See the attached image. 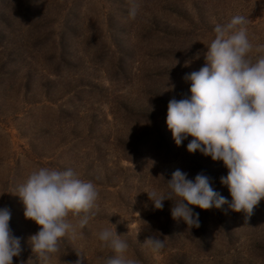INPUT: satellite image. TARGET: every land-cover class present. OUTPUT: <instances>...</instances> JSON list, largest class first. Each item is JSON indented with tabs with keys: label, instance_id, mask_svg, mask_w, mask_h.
<instances>
[{
	"label": "rangeland",
	"instance_id": "1",
	"mask_svg": "<svg viewBox=\"0 0 264 264\" xmlns=\"http://www.w3.org/2000/svg\"><path fill=\"white\" fill-rule=\"evenodd\" d=\"M238 14L264 44V0H0V208L20 238L13 264H40L29 242L40 226L16 193L41 167L71 168L99 193L48 264H106L116 253L98 233L113 227L136 264H264V198L247 220L227 204L189 205L199 214L189 228L172 218L174 200L158 210L147 195L168 193L179 169L203 172L231 200L222 161L189 153L190 136L177 146L166 115L170 99L190 95L183 76L205 64L215 25ZM151 235L164 242L158 252L144 243Z\"/></svg>",
	"mask_w": 264,
	"mask_h": 264
},
{
	"label": "clouds",
	"instance_id": "2",
	"mask_svg": "<svg viewBox=\"0 0 264 264\" xmlns=\"http://www.w3.org/2000/svg\"><path fill=\"white\" fill-rule=\"evenodd\" d=\"M129 15L135 18V7ZM248 23V17L238 14L215 25L205 64L183 76L190 82V95L172 98L167 104L166 125L175 144L180 146L190 136L189 153L198 151L222 161L227 169V175L219 179L227 186L230 201L214 190L211 178L203 172L187 179V173L179 169L167 181L168 193L147 192L154 209L162 210L164 200H174L172 218L182 219L189 228L199 227V214L189 205L208 210L227 204L232 211L243 212L247 220L264 198V44L249 40ZM16 195L23 203L24 217L40 226L29 237L40 264H48L51 255L59 252L61 238L68 234L75 238L77 229L85 228L98 208L99 193L93 182L80 179L71 168L34 170ZM70 213L78 217L75 225L67 219ZM10 218L8 208H0V264H13V257L22 252ZM98 239L116 253L106 264H136L124 255L128 245L114 227L100 231ZM144 243L153 252L164 246L154 235Z\"/></svg>",
	"mask_w": 264,
	"mask_h": 264
}]
</instances>
